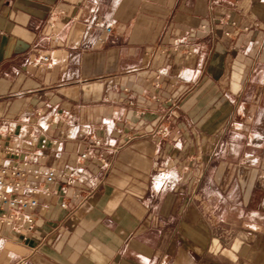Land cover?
<instances>
[{"label":"crops","instance_id":"0c3cea01","mask_svg":"<svg viewBox=\"0 0 264 264\" xmlns=\"http://www.w3.org/2000/svg\"><path fill=\"white\" fill-rule=\"evenodd\" d=\"M0 161L101 181L0 264H264V0H0Z\"/></svg>","mask_w":264,"mask_h":264},{"label":"built area","instance_id":"2783aa9c","mask_svg":"<svg viewBox=\"0 0 264 264\" xmlns=\"http://www.w3.org/2000/svg\"><path fill=\"white\" fill-rule=\"evenodd\" d=\"M97 28L105 30L110 35L113 29L104 20L97 17L94 20ZM236 23H232V27H236ZM226 37H231V32H225ZM52 64V58L43 56L37 63L38 67ZM38 116H42L41 112H37ZM29 117H27L28 119ZM159 134L166 135L167 132L160 129ZM32 141L38 140V134H30ZM102 144L97 140L95 147ZM6 155H11L15 159L21 158V152L14 146H7L4 149ZM82 160L88 158V154L84 153L80 157ZM104 165L106 161L101 160ZM59 184L60 187H56ZM174 184L171 176L166 171L157 173L153 178V191L159 193ZM101 185V181L97 179L81 180L73 176L69 171H57L55 168H49L45 172L25 170L18 164L0 161V226L11 228L17 235L22 236L23 241H27L28 237L33 234V228L36 224L37 210L40 208V198H52L55 196H64L65 199L61 203L63 209H68L70 201L77 204L71 210L72 214H76L86 199L93 194ZM74 188L72 195L68 198V190ZM76 188V189H75ZM84 188L87 190L84 191ZM41 212L46 211L47 207H41Z\"/></svg>","mask_w":264,"mask_h":264}]
</instances>
